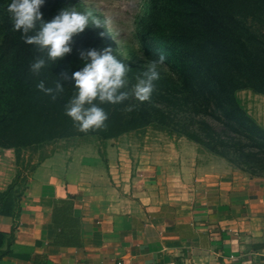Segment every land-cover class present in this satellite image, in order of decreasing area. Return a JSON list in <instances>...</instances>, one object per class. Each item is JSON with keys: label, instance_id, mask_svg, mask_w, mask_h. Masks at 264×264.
I'll return each instance as SVG.
<instances>
[{"label": "trees", "instance_id": "16d2710c", "mask_svg": "<svg viewBox=\"0 0 264 264\" xmlns=\"http://www.w3.org/2000/svg\"><path fill=\"white\" fill-rule=\"evenodd\" d=\"M162 1L176 8L171 30L140 38V45L149 63L171 64L168 78L158 77L152 64L124 60V71L106 59L81 64L72 52L44 57L37 40L6 28L0 40V148L17 151L73 135L112 139L151 121L166 125L173 120L151 101L173 106L180 94L192 114L211 116L224 135L246 139L264 156V129L237 97L246 89L264 96V30L246 22L264 20V0ZM144 100L149 102H138ZM198 124L207 143L194 133L182 135L203 146H225L232 139L223 140L206 122ZM17 179L0 193L1 216L18 212L29 182L12 197Z\"/></svg>", "mask_w": 264, "mask_h": 264}, {"label": "crops", "instance_id": "0c3cea01", "mask_svg": "<svg viewBox=\"0 0 264 264\" xmlns=\"http://www.w3.org/2000/svg\"><path fill=\"white\" fill-rule=\"evenodd\" d=\"M98 142L38 164L18 212L0 215V264H264L263 177L182 151L193 185L156 189L121 139L104 156ZM12 151L0 148V193Z\"/></svg>", "mask_w": 264, "mask_h": 264}, {"label": "rangeland", "instance_id": "374dc122", "mask_svg": "<svg viewBox=\"0 0 264 264\" xmlns=\"http://www.w3.org/2000/svg\"><path fill=\"white\" fill-rule=\"evenodd\" d=\"M173 10H176L174 6L162 0H0V40L6 28L16 33L21 29L25 32L23 35L32 37V42H39L35 44L42 49L44 57L57 58L72 52V57L81 64L91 62L90 59L93 62L97 58L106 59L124 71L129 68L125 61L142 67L152 64L158 77L168 78L172 70L167 68L171 64L145 60L140 38L155 36L158 31L167 35L173 25ZM246 22L256 31L264 30V20L248 19ZM13 26L17 30L12 29ZM182 97L177 94L173 106L151 101L169 114L171 123L158 125L151 121L112 138L121 139L130 154L137 155L136 167L139 172L154 178L156 189L190 188L193 185L189 177L193 159L191 166H184L183 152L186 163L190 161L189 156H198V161L203 164L218 166L225 163L253 177L264 178V156L256 148L234 133L224 135L220 122L211 116L192 114L187 107L189 103ZM237 97L246 114L264 129V96L246 89L239 91ZM132 99L136 101L135 97ZM201 121L221 132L223 140L232 139L225 146L215 144L216 141L203 146L182 135V132L194 133L207 143L198 124ZM105 140L97 135H73L17 151L8 148L13 150L14 172L18 176L12 197L22 190L24 181H30L40 160L60 148L78 146L85 141H99L96 145L101 147L100 156H104ZM211 146L215 147L212 149Z\"/></svg>", "mask_w": 264, "mask_h": 264}]
</instances>
